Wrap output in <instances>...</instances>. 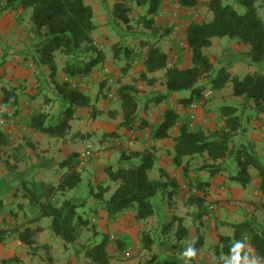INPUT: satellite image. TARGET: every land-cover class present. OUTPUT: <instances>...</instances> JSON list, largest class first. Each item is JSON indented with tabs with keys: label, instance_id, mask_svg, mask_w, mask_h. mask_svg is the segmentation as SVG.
<instances>
[{
	"label": "trees",
	"instance_id": "obj_1",
	"mask_svg": "<svg viewBox=\"0 0 264 264\" xmlns=\"http://www.w3.org/2000/svg\"><path fill=\"white\" fill-rule=\"evenodd\" d=\"M176 1L182 10L197 9L200 5L199 0ZM133 2L139 8L147 7V14L138 19L137 25L157 31L155 18L164 1L133 0ZM236 4L243 12L231 4H226L224 0H210L206 3V8L212 13V20L191 21L188 24L185 38L190 62L187 66L180 63L171 66L168 54L158 46V42H141L139 49L125 48L121 53L128 61L123 71L128 72L135 61H140L143 69L139 80L149 87L158 84L160 79L157 75L163 73L162 84L165 90L150 102L160 105L164 101L176 98V103L187 110L186 114H181L179 110L167 108L161 121L153 126L146 119L140 120V98L135 86L127 84L116 91V99L121 102L122 109L119 129H126L132 133L149 129L152 140L173 141V165L176 169L183 170L185 177L190 179V185L194 186L198 193L187 199L188 205L197 206L198 213L195 216L197 219H202L205 215L210 180L219 176L223 170L226 171V168L215 165L217 162L233 161L237 173L230 179L243 188L252 183L251 171L256 170L259 178L258 192L264 195V157L258 151L257 142L251 137H245L248 135L247 128H244L242 123L245 109L243 108L239 115L233 106L222 107L219 127L212 131L205 130L201 125H194L195 113L202 109L207 99L205 88L198 86L203 79L209 80L211 94L231 84L233 96L243 98L244 105L253 102L258 116L262 118L260 115H264V20L258 13V4L264 7V0H237ZM10 10H31V28L35 37L39 39L36 44L37 58L33 59L38 63V67L48 68L51 82L59 94L58 99L62 101V109L60 114L54 117L39 107H32L41 95L43 82L39 83L41 86L36 96H25L26 93L20 91L21 86L18 90L2 88L0 106L5 111L8 110L6 112L8 117L16 119L23 113V105L27 101L26 105H31L35 111L28 116L29 118L23 119L22 124L32 134L56 140H66L69 137L86 139V135L73 132L79 119V111L89 109L94 118L102 112L92 104L91 97L84 93L81 84L74 86L71 83L73 80L79 82L82 78L91 77L95 68L105 62V54L93 45L94 34L98 30L94 23L93 9L85 4V0H5L3 11ZM131 13L132 7L125 3L114 5V16L127 26L131 22ZM168 32L169 30H165V33ZM214 38L238 40L240 44L249 47L247 62L250 66L259 67L260 71L241 78L223 67L213 77L215 65L205 51L212 47ZM113 50L114 58L119 60L120 48L115 45ZM88 53H95L96 56L85 63L82 59ZM58 54L67 59L62 69L66 80L62 84L56 80ZM29 59L26 56V60ZM104 85L102 84L100 88L99 96L104 94ZM24 96L26 100H23ZM45 99L49 101L50 98L45 96ZM194 105L197 106L196 110L191 109ZM260 120L264 122V117ZM237 136H240L239 142L236 140ZM110 137L117 139L120 134L112 132L104 135L105 140ZM25 148L22 144L14 145L9 132L0 122V162H3L5 168L15 176L19 165L25 161ZM155 153L154 149H146L143 152L122 150L120 167L117 170L113 167L105 170L107 181L118 184L108 199L106 195L111 192L110 186H100L97 190L90 187L89 195L82 200L66 199L60 205L54 204L58 194L79 189L82 184L83 172L75 163L78 154H72L60 163V168L66 172L61 176L57 187L52 184L41 185L37 181L22 182L23 198L29 201L31 207L38 208V212L28 222L22 224L23 230L15 229L9 232V235H6V232L1 234L0 231V243L14 235L21 243L36 250L40 247L38 237L42 229L33 228V225L44 218H50L52 232L66 244H74L81 238L84 230H94L90 226V221L80 213V209L86 207L88 199L101 201L108 219L112 221L125 214H132L137 223L156 217L158 211L156 212L153 200L161 192H167L170 187L171 196L178 194V186L176 180L163 169H159V180L151 179L150 174L157 163ZM198 157H204L213 163L201 167L202 171L207 172L208 181H203L199 177L189 178L191 163ZM19 207L22 208V205ZM5 208V203L0 198V214ZM257 221L237 223L232 227V236L219 237L218 245L215 247L217 264H231L229 260L234 264H248V259L255 260L256 264H264V227ZM160 236L165 237L162 245L173 257L162 261L153 259L149 264H188L181 259L188 252L187 243L190 238V230L184 225L183 218L175 216L172 220L163 222ZM140 241L145 250L152 251L155 239L149 231L141 233ZM110 245V238L103 236L100 243L86 249V259L91 264H114V256L109 251ZM117 246L119 251H123L125 245L118 241ZM203 246L204 239L199 236L192 245L193 253L198 255ZM43 247L50 250L49 246ZM246 247L250 248L251 254Z\"/></svg>",
	"mask_w": 264,
	"mask_h": 264
},
{
	"label": "rangeland",
	"instance_id": "obj_2",
	"mask_svg": "<svg viewBox=\"0 0 264 264\" xmlns=\"http://www.w3.org/2000/svg\"><path fill=\"white\" fill-rule=\"evenodd\" d=\"M163 1V6L155 18L157 31H154L147 30L142 25H137L138 19L147 14V7L139 8L133 0H85V4L93 9L94 23L98 26V30L94 34L95 44L93 45L105 54V62L95 68L91 77L82 78L79 82L73 80L71 84L74 86L81 84L82 90H87L88 94L93 97L96 94L100 95V88L102 84H105L104 96L101 95L100 97L107 104L104 112L95 118L89 109L79 111V119L73 132L86 135V139H73L69 137L64 140V143L69 146L65 154L68 157L72 154H78L75 163L78 169L83 172V181L78 189L79 192L77 191L80 194V200L89 195L90 187L97 190L100 186H110L111 192L106 195V199H108L118 184L107 181L106 168L113 167L114 170H117L120 167L121 151L130 150L126 147L129 141L136 142L142 148L145 140H151V130L149 129L141 132L135 131L134 133L126 129H119V125L122 122V109L121 102L116 99V91L121 86L127 84L135 86L140 98V120L146 119L153 126L161 121L163 113L167 108L179 110L181 114L187 113V110H184L176 103V98L164 101L160 105L150 102L165 90L162 84L163 73L157 75L160 82L154 87H149L139 80L141 70L143 69L140 61H135L133 67L128 72L123 71L128 61L121 54L122 50L125 48L137 50L141 42H156L155 37L160 36L162 30L164 32L165 30H169L168 34L171 36L170 40L173 42L171 45L173 47L168 52L169 64L171 66L176 63H180L183 66L189 65L190 53L185 38L187 26L191 21H208L205 17L207 8L204 1L206 0H199V8L201 10L193 9L187 10V12L180 10L176 0ZM226 2H230L234 8L243 12L236 4L237 0H227ZM116 3H125L132 7L129 26L117 20L114 16V5ZM4 4L5 0H0V20L3 18L0 21V100L3 95L2 88H15L18 90L21 86L20 91L23 90L26 93L25 96H34L36 94L35 88L40 82H43V90L35 101V108L39 107L41 110L47 112L49 116L56 117L62 109V101L58 99L59 94L55 85L51 82L48 68L38 67V63L33 59V57L37 58L36 44L39 39L35 37L31 28L30 17L32 12L31 10H27L20 15L19 11L21 10L3 11ZM164 10L167 11V15L163 14ZM258 13L264 20V7L260 4H258ZM16 29L17 32L15 31ZM18 32H20V38H17ZM168 34L165 33L163 35ZM115 45L120 48L119 60L114 58L113 46ZM205 53L215 65L213 77L223 67L241 78L249 73L260 71L259 67L248 64L249 47L240 44L238 40L214 38L212 47L207 49ZM26 56L30 59L26 60ZM95 56V53H88L82 60L86 63L91 57ZM66 60L64 56L59 54L56 56L58 65L56 80L59 84L65 81V74L62 69ZM12 62L18 64L20 75H17L16 71H14L16 67ZM11 66L12 70H10ZM48 76L50 80H48ZM88 79H91L90 82H88ZM85 83L89 86L88 88L84 85ZM198 86L205 88L204 93L207 94V99L202 109H198L195 113V126L201 125L205 130L212 131L219 127L221 121L220 109L222 107L233 106L237 109L239 115H241V111L244 108V121L242 123L248 131V135L245 137H251L257 142L258 139L254 138V135H257L255 133L257 131L255 126L261 124L259 128H264V122H261L253 102L244 105L243 98L233 96L231 84L223 90L213 91L209 96L208 93L211 90L209 80H201ZM110 95L113 98H110ZM25 96L23 100H26ZM45 96L50 98L49 101L45 99ZM187 96L189 97V93ZM26 102L23 105V113L16 119L8 117L6 115L7 111L0 106V122L3 128L9 132L15 146L22 144L26 147L25 161L19 165L17 176H14L13 182L8 185L9 188L6 187L7 183H0V197H4L3 201L6 206L3 213L0 214V231L2 232L1 234L6 232V235L15 229L23 230L22 224L28 222L38 212V208L31 207L28 200L23 198L28 207L26 210L24 205L20 208L21 204L18 203V200L14 199L17 190L23 193L22 182L27 181L32 183L37 181L41 185L44 184L42 181L39 182L43 177L34 175L37 169L52 168L53 172L51 171V174L57 178L66 172V170L60 168V163L65 158L64 155L56 157L55 154H50V149L52 148L50 139L43 135L30 133L22 124V120L35 111L32 108L34 105L32 107L31 105L27 106ZM113 113H115L114 116ZM112 132H118L120 137L117 139L110 137L105 140L104 135ZM263 133L264 131H261L259 137ZM236 140L239 142L240 136H237ZM259 143H262V146L258 145V151L264 157V142L261 141ZM89 147L96 151V157L87 166L81 167L79 166V158ZM153 149L154 147L150 148V150ZM30 161L34 163L28 165ZM135 162H138V160H135ZM35 164L40 168H34ZM209 164L213 163L204 157L195 158L191 163V169L188 174L189 178L199 177L203 181H208V174L206 171H202L201 167ZM215 165L226 168V171L223 170L219 176L213 179L212 183L210 182L209 195L206 200V211L202 219L195 217L198 213L197 206H190L187 203L189 196L198 194L195 187L190 185V179L185 177L182 169H175L172 166L168 167V170L175 169L174 171L171 170V178L176 180L178 194L171 196L169 191L172 188L170 187L167 192H161L153 200L154 205H156L162 216L157 213L156 217L138 225L132 223L131 220L128 221L127 218L129 216L124 215L126 223L120 224V227H117L115 231L108 229L106 234H104L101 232V228L104 226L103 223L102 226L93 222L92 219H97V217L89 214L85 217L90 219V226L94 230H84L81 238L74 244H66L60 237L55 235L50 229L51 219L44 218L38 225H33V228L39 226L42 229L38 237L40 247L36 250L29 248L26 244L21 243L16 236L11 235L5 242L0 243V264H34L35 259H37V262L39 261V264L46 263L49 253L43 246L50 247V256L53 261L50 262L48 259V264H91L85 257V251L94 244L100 243L103 236H108L111 240L109 251L114 256V264H149L153 259L162 261L173 257V255L165 251L164 245H162L165 237L160 236V229L163 222L170 221L175 216H182L184 225L190 230L189 243H187L188 252H193L192 245L199 236H202L204 239V246L198 255H184L181 259L188 262V264H217L215 247L218 245L219 237L221 235H232L233 225L244 221L258 220L257 222L264 227V195L258 192L259 178L256 170L251 171L253 176L252 183L243 188L230 179L232 175H236L237 173L236 164L233 161L217 162ZM4 168L3 162H0V169ZM159 169L157 163L150 174L151 179L155 180L160 176ZM56 177H48L50 183L58 184ZM2 188L5 191H2ZM73 193L74 190L66 194H58L54 204L57 206L68 198L72 199ZM101 205L103 204L101 203ZM82 211L84 210L81 208L80 212ZM107 224L105 225L107 226ZM174 228H177V224H175ZM146 231H149L155 239L152 251L145 250L140 241L141 233ZM118 241L124 243L123 251L118 250ZM246 248L251 254L250 248ZM247 262L248 264H256L253 259H248ZM229 263L234 264L231 260H229Z\"/></svg>",
	"mask_w": 264,
	"mask_h": 264
},
{
	"label": "crops",
	"instance_id": "obj_3",
	"mask_svg": "<svg viewBox=\"0 0 264 264\" xmlns=\"http://www.w3.org/2000/svg\"><path fill=\"white\" fill-rule=\"evenodd\" d=\"M210 0H206V1H204V3L206 2H209ZM227 0H224V2L226 3V4H230V2H226ZM205 8V7H204ZM180 10L182 11V12H187V10H182L181 8H180ZM196 10H201V8H197ZM20 12V15L22 14V13H24V11H19ZM167 11L166 10H164V12H163V14H165V15H167L168 13H166ZM205 17L207 18V20L208 21H210V20H212V18H213V15H212V13H210V12H208L207 10H206V13H205ZM1 20H3V18L1 19ZM0 20V21H1ZM5 20V19H4ZM198 22V21H197ZM12 27H13V25H12ZM16 32H17V29L15 30ZM22 31V30H21ZM19 34H18V37L17 38H20L19 36H20V32H18ZM161 34H160V36H158V37H155V41L156 42H158V46H163V47H161L162 48V50L166 53V54H168V52H169V50L170 49H172V47L173 46H171L172 44H173V42L170 40L171 38V36L169 35H163V34H165V32L162 30L161 32H160ZM173 38V37H172ZM8 40V39H7ZM12 64L16 67V69L14 70V71H16V73H17V75H20V73L18 72V70H19V67H18V64L17 63H15V62H12ZM10 70H12V66H11V68H10ZM9 70V71H10ZM48 74H49V76H50V72L48 71ZM49 76H48V80H50V78H49ZM2 77V76H1ZM65 80H66V78H65ZM90 80L91 79H88V82H90ZM85 86H86V88H88L89 86H87V83H85L84 84ZM41 85L40 84H38V86L35 88V93H38V88L40 87ZM90 87H92V86H90ZM84 91V93H86V94H88V91L87 90H83ZM35 95H37V94H35ZM89 95V94H88ZM90 97H91V100H92V104L93 105H95V107L97 108V110L98 111H101V112H104V109L106 108V101H104L100 96H98L97 94L95 95V97H93L92 95H89ZM0 102H1V100H0ZM33 105L35 106V103H33ZM139 111H140V109H139ZM7 112H8V110H7ZM262 118L264 117V115H260ZM262 118H260V119H262ZM256 127V129H257V131L255 132L257 135H254V138H257L258 140H257V144L258 145H261L262 146V143H259V142H261V141H263L264 142V138H262V137H264L263 135H264V133L263 134H261V137H259V135H260V132L261 131H264V128L262 127V128H259V127H261V124L259 125V126H255ZM146 130H148V129H146ZM132 133V132H131ZM151 133V132H150ZM50 139V143L52 144V148L50 149V154H55L56 155V157L57 156H59V155H64V159H63V161L64 160H66L67 158H68V156H67V154H65V151H67V148L69 149V146L68 145H66V143H64V140H56V139H51V138H49ZM55 140V141H54ZM125 143V142H124ZM139 144H137L136 142H134V141H129L128 142V144H127V146L126 147H128L131 151H140V152H143V151H145L146 149H150L151 147H154V150L156 151V157H157V163H158V165H159V168L160 169H163V170H165L167 173H168V175L171 177V173H172V171L171 170H173V169H171L170 171L168 170V167H172V166H174L173 165V154H174V143H173V141L172 140H163V141H157V140H145V142H143V146H142V148H140V146H138ZM61 151H62V153H61ZM64 152V153H63ZM27 157H29V155H27ZM62 161V162H63ZM33 164L34 162L33 161H30L29 162V164L28 165H30V164ZM156 163V164H157ZM34 168H40L38 165H34ZM175 168V167H174ZM176 169V168H175ZM174 169V170H175ZM173 170V171H174ZM51 171L53 172V169L51 168H47V169H37V171L35 172V174L34 175H36V176H41V180H39V182L40 181H42V183H44V184H48V183H50V181H49V178H54V177H56L55 175H53V174H51ZM40 173H41V175H40ZM38 174V175H37ZM51 174V175H50ZM53 175V176H52ZM14 176L15 175H13L12 173H10L6 168H4V169H0V183L2 184V183H7V185H6V187L7 188H9V184L11 183V182H13V180H14ZM49 177V178H48ZM160 177V176H159ZM157 178V179H155V180H159L160 178ZM48 178V179H47ZM57 178V177H56ZM60 178H61V176L59 177L58 176V178H57V181H58V184H59V181H60ZM106 179H107V177H106ZM211 183L213 182V179L210 181ZM216 182H218L217 180H216ZM50 184H52V185H54L55 187H57L58 186V184H53V183H50ZM2 191H5L3 188H2ZM79 192V190L78 189H76V190H74V195H72V199H79V197H80V194H78V192ZM226 191H227V189H226ZM229 193H231V192H229ZM4 194H6V193H4ZM3 194V195H4ZM1 195H2V193H1ZM6 196V195H5ZM1 199H3L4 197L3 196H1L0 197ZM86 198V197H85ZM14 199H16V200H18V203H20L21 205H24V208H26V210H27V205L25 204V202H24V200H23V193H22V191H20V190H17V192H16V194L14 195ZM69 199V198H68ZM82 210H84V211H82V212H80L81 214H82V216L85 218V219H88V218H86L85 216H87V215H89V214H92V215H95L96 217H97V219H92L93 220V222H96L97 224H100V225H102V223H103V227L101 228L102 230H101V232H103L104 234H106V231L108 230V229H111L112 231L114 230H116V228L117 227H120L119 225L120 224H122L123 222L124 223H126V221H125V218L122 216V217H120L118 220H116V221H112V220H109L108 219V217H107V215H106V212H105V210H104V205H101V201H96V200H94V199H88V201H87V205H86V207L85 208H83ZM157 211H158V214L160 215V216H162V214H161V212H159V210H158V208H157ZM126 216L128 215L129 216V218H127L128 219V221H130L131 220V222L132 223H134V224H138V225H140L141 223H137L135 220H134V216L132 215V214H125ZM179 217H182V216H179ZM152 219V218H151ZM89 221H90V219H88ZM150 220V219H149ZM149 220H147V221H149ZM146 221V222H147ZM40 223V222H39ZM39 223H37V224H35V225H38ZM106 223H108L107 224V226L105 225ZM131 225V224H130ZM129 225V226H130ZM37 227H39V226H37ZM40 228V227H39ZM41 234V233H40ZM39 234V235H40ZM233 235V234H232ZM232 235H230V236H232ZM48 253H49V257L46 259V263H41V264H48V259L50 260V262H52L53 260H52V258H51V256H50V250L48 251ZM37 258V257H36ZM34 264H39V261L37 262V259H35L34 260Z\"/></svg>",
	"mask_w": 264,
	"mask_h": 264
},
{
	"label": "built area",
	"instance_id": "obj_4",
	"mask_svg": "<svg viewBox=\"0 0 264 264\" xmlns=\"http://www.w3.org/2000/svg\"><path fill=\"white\" fill-rule=\"evenodd\" d=\"M210 94L211 93L209 92L208 95H210ZM109 97L113 98L112 95H110ZM191 109L192 110H196L197 106L194 105V106L191 107ZM95 157H96V151H94L92 148L89 147L87 150H85L81 154V156L79 158V166H81V167L87 166ZM8 235H9V233H8Z\"/></svg>",
	"mask_w": 264,
	"mask_h": 264
},
{
	"label": "clouds",
	"instance_id": "obj_5",
	"mask_svg": "<svg viewBox=\"0 0 264 264\" xmlns=\"http://www.w3.org/2000/svg\"><path fill=\"white\" fill-rule=\"evenodd\" d=\"M185 255H187V256H194V253L191 252V251H189L188 253H185Z\"/></svg>",
	"mask_w": 264,
	"mask_h": 264
}]
</instances>
